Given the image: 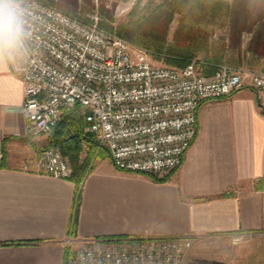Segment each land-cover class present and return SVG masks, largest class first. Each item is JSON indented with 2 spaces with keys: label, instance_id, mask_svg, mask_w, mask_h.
<instances>
[{
  "label": "crops",
  "instance_id": "1",
  "mask_svg": "<svg viewBox=\"0 0 264 264\" xmlns=\"http://www.w3.org/2000/svg\"><path fill=\"white\" fill-rule=\"evenodd\" d=\"M7 49L0 50V264H63L88 238L264 234L256 91L203 101L197 136L165 181L119 169L109 153L99 159L83 180L75 221L78 185L40 171L48 135L27 134L25 83Z\"/></svg>",
  "mask_w": 264,
  "mask_h": 264
},
{
  "label": "built area",
  "instance_id": "2",
  "mask_svg": "<svg viewBox=\"0 0 264 264\" xmlns=\"http://www.w3.org/2000/svg\"><path fill=\"white\" fill-rule=\"evenodd\" d=\"M16 3L22 35L7 56L25 83L29 136L48 135L79 105L86 130L119 169L163 178L194 142L203 101L247 87L264 114V71L220 65L207 76L196 59L184 67L155 64L150 50L102 27L96 12L80 18L41 0ZM38 167L59 178L73 172L55 147L42 151ZM191 246L183 235L88 238L63 264H183Z\"/></svg>",
  "mask_w": 264,
  "mask_h": 264
},
{
  "label": "trees",
  "instance_id": "3",
  "mask_svg": "<svg viewBox=\"0 0 264 264\" xmlns=\"http://www.w3.org/2000/svg\"><path fill=\"white\" fill-rule=\"evenodd\" d=\"M41 1L57 6L68 14L87 17L79 10V0ZM84 2L90 4L92 0ZM152 3L149 1L141 5L138 2L134 5L128 20L117 27L116 33L146 47L156 58L163 59L172 66L184 67L196 59L200 62V70L207 76L213 75L220 65L257 68L262 64L264 0H164L156 5ZM177 7L186 10L181 9L183 16L179 19L173 40L168 41ZM104 11V14L108 12ZM217 18L222 19L226 33L215 39V31L209 25H213V20ZM100 25L106 29H114L102 18ZM87 124L82 107L76 106L66 112L48 134L45 147L58 148L71 159L73 174L70 178L78 185L75 221L78 217L83 180L95 165L92 164L89 169L92 156L82 157V152L85 145L89 144L92 152L98 146L96 136L86 130ZM148 175L157 181L169 178Z\"/></svg>",
  "mask_w": 264,
  "mask_h": 264
},
{
  "label": "rangeland",
  "instance_id": "4",
  "mask_svg": "<svg viewBox=\"0 0 264 264\" xmlns=\"http://www.w3.org/2000/svg\"><path fill=\"white\" fill-rule=\"evenodd\" d=\"M84 1L85 0H79V10L82 11L81 13L83 15L86 16L89 13L96 12L100 15V19L102 18L105 22L114 27L113 30H108L117 32V27L128 20L131 9L138 2L141 5H145L149 1H152V4L156 5L164 0H92L90 4ZM181 9L183 11L186 10L181 7L175 8L177 12L174 15L175 20L170 26L168 41L173 40L175 30L179 25V19L183 16L180 13ZM104 10L108 12L106 11L107 13L104 14ZM109 15H111V17ZM214 20L213 25H209V28L214 29V36L215 39H217L219 35L225 34L226 31L225 27L222 25V19L217 18L215 21ZM151 59L155 64L172 66L166 64L163 59L156 58L154 55L151 56ZM262 59H264V57H262ZM261 63L262 64L257 68H249L246 66H243V68L264 71V60H262ZM96 139L98 141V146L93 149L94 153L91 151V146H89V144L88 146L85 145L82 152V157H86L87 155H90V157L92 156L88 166L89 169L92 164H96L99 159L107 156V149L100 146L97 136ZM46 144L47 139L45 140L44 147L47 146ZM64 155L68 158L72 166L70 157L66 154ZM190 239L192 240V238ZM183 264H264V234L249 233L244 235L242 233H233L229 235L206 236L197 240H192V246L185 254Z\"/></svg>",
  "mask_w": 264,
  "mask_h": 264
},
{
  "label": "clouds",
  "instance_id": "5",
  "mask_svg": "<svg viewBox=\"0 0 264 264\" xmlns=\"http://www.w3.org/2000/svg\"><path fill=\"white\" fill-rule=\"evenodd\" d=\"M22 35L19 7L16 0H0V50L11 46Z\"/></svg>",
  "mask_w": 264,
  "mask_h": 264
}]
</instances>
